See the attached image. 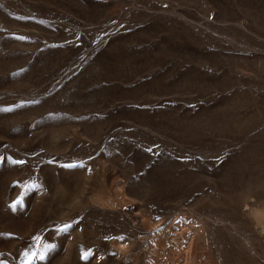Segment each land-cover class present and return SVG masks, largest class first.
I'll return each instance as SVG.
<instances>
[{"label": "rangeland", "instance_id": "obj_1", "mask_svg": "<svg viewBox=\"0 0 264 264\" xmlns=\"http://www.w3.org/2000/svg\"><path fill=\"white\" fill-rule=\"evenodd\" d=\"M32 254L264 264V0H0V264Z\"/></svg>", "mask_w": 264, "mask_h": 264}, {"label": "snow or ice", "instance_id": "obj_2", "mask_svg": "<svg viewBox=\"0 0 264 264\" xmlns=\"http://www.w3.org/2000/svg\"><path fill=\"white\" fill-rule=\"evenodd\" d=\"M16 203H19V202H16ZM16 206V204H14V205H12V207H15ZM37 257H36V254H32V259L31 260H29L28 262H27V264H33V262H34V260L36 259ZM39 259H43L44 257H43V254H41L39 257H38ZM86 258V257H85Z\"/></svg>", "mask_w": 264, "mask_h": 264}]
</instances>
